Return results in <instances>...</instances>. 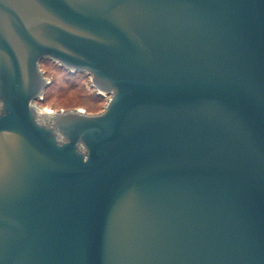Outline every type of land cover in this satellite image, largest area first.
Wrapping results in <instances>:
<instances>
[{"label": "water", "instance_id": "water-1", "mask_svg": "<svg viewBox=\"0 0 264 264\" xmlns=\"http://www.w3.org/2000/svg\"><path fill=\"white\" fill-rule=\"evenodd\" d=\"M0 264H264V0H0Z\"/></svg>", "mask_w": 264, "mask_h": 264}, {"label": "rangeland", "instance_id": "rangeland-1", "mask_svg": "<svg viewBox=\"0 0 264 264\" xmlns=\"http://www.w3.org/2000/svg\"><path fill=\"white\" fill-rule=\"evenodd\" d=\"M41 69L51 81L45 89L40 106L58 111L82 109L88 113L103 111L107 97L97 94L86 73H71L51 60H43Z\"/></svg>", "mask_w": 264, "mask_h": 264}]
</instances>
